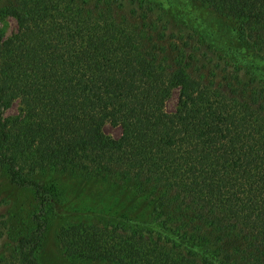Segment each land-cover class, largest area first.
Returning a JSON list of instances; mask_svg holds the SVG:
<instances>
[{"label": "trees", "instance_id": "1", "mask_svg": "<svg viewBox=\"0 0 264 264\" xmlns=\"http://www.w3.org/2000/svg\"><path fill=\"white\" fill-rule=\"evenodd\" d=\"M199 1L233 29L146 0H0V264H39L49 203L90 264H264V0ZM29 188L41 214L14 237Z\"/></svg>", "mask_w": 264, "mask_h": 264}, {"label": "rangeland", "instance_id": "2", "mask_svg": "<svg viewBox=\"0 0 264 264\" xmlns=\"http://www.w3.org/2000/svg\"><path fill=\"white\" fill-rule=\"evenodd\" d=\"M150 5H155L159 11H155L151 17L154 19L157 16H164L169 21H181V29L185 31L189 29H201L207 33L215 35H223L226 30H232L233 24L229 19H224L214 14L207 6L199 0H146ZM154 6V7H155ZM0 25L4 27V32L7 35L17 30L16 20L13 18H4ZM177 95L168 105L169 109L175 107ZM19 105L13 104L7 111V115H15L18 112ZM105 133L111 137H117L120 134L118 128L106 126ZM55 187L66 189L70 195L76 189L77 183L73 179L64 178L55 182ZM99 189L87 191L93 193ZM11 209L9 224L11 233L14 237L29 236L33 230V216L41 214V207L35 199L34 190L31 188L23 189L16 192L11 200ZM46 224L43 237L39 247L36 250V256L39 264H90L80 259L67 255L61 246L60 236L63 230H68L70 226L76 223L79 217L72 216L70 212H65L57 203L53 206L51 203L47 205L45 210ZM98 222H104L102 219H97Z\"/></svg>", "mask_w": 264, "mask_h": 264}]
</instances>
